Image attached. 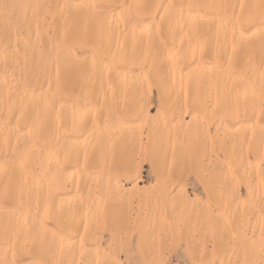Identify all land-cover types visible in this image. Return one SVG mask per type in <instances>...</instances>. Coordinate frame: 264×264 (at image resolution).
<instances>
[{
    "label": "bare ground",
    "instance_id": "obj_1",
    "mask_svg": "<svg viewBox=\"0 0 264 264\" xmlns=\"http://www.w3.org/2000/svg\"><path fill=\"white\" fill-rule=\"evenodd\" d=\"M154 83L186 100L211 95L223 142L233 135L226 118L253 119L235 146L260 144L264 161V0H0V264H92L87 244L101 216L91 205L100 199L63 170L83 178L101 158L68 150L69 138L91 137L110 113L139 119L134 100ZM94 90L110 112L95 110L102 121L88 113ZM112 93L122 96L125 109L112 105L121 119L106 105ZM83 112L94 117L89 127ZM257 204L243 236V249L257 253L244 264H264V200Z\"/></svg>",
    "mask_w": 264,
    "mask_h": 264
},
{
    "label": "rangeland",
    "instance_id": "obj_2",
    "mask_svg": "<svg viewBox=\"0 0 264 264\" xmlns=\"http://www.w3.org/2000/svg\"><path fill=\"white\" fill-rule=\"evenodd\" d=\"M6 15L13 19L11 13ZM83 57L90 62L93 58L87 54ZM149 91L134 100L144 107L141 118H130L129 112L123 113L122 117L127 116L121 119L119 112L121 120H117L104 106L108 114L101 116L111 114V118L105 117V125L91 137L87 134L88 138L85 132L77 131L79 134L69 138L67 144L68 150L82 154L88 150L101 158L83 178L82 170L74 166L63 170L65 179L83 180L100 199L91 205L93 215L102 217L91 226L93 240L87 244L92 264H244L248 259L245 254L256 257V250L247 251V240L254 227L251 223L254 225L255 213H250L264 200L261 145H254L251 150L248 142L235 146L248 133L253 119L241 118L232 124L226 118L228 135H233L223 142L217 127L221 118L211 95L205 93L186 100L183 93L162 90L156 83L151 84ZM95 92L90 93L94 112L88 113L100 121L97 112L104 113V109L100 108V97H94ZM115 95L107 94L108 109L115 108L112 105L117 100L120 104L122 96ZM67 100L65 97L63 102L68 103ZM117 104V108H124ZM117 108L109 109L114 116ZM88 115L79 113V122L94 118ZM117 132L129 143L135 139V149L123 143ZM225 152L228 157L233 156V161L227 162ZM236 155L242 160L234 161ZM130 188L145 190L131 195L127 193ZM244 223L247 230L243 229ZM239 232L248 239L241 240Z\"/></svg>",
    "mask_w": 264,
    "mask_h": 264
}]
</instances>
